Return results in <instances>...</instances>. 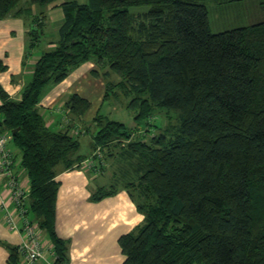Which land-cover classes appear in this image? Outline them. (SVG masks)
Wrapping results in <instances>:
<instances>
[{"label":"trees","instance_id":"obj_1","mask_svg":"<svg viewBox=\"0 0 264 264\" xmlns=\"http://www.w3.org/2000/svg\"><path fill=\"white\" fill-rule=\"evenodd\" d=\"M59 1L0 0V20L28 21L27 56L46 36L45 12ZM209 1L63 2L58 39L34 64L20 100L0 83V133L13 134L17 166L29 180V214L53 244L56 264L70 262V242L55 226L57 177L98 149L135 177L126 173L133 181L119 189L98 188L91 202L122 189L144 216L119 239L123 264H264V20L214 33ZM87 62L102 71L104 100L126 105L137 122L129 129L99 110L90 156L80 140L88 129L72 132L91 109L87 99L67 98L61 130L48 126L39 106L48 85ZM157 110L170 114L165 126L148 140L134 137ZM6 247L8 264H20L18 247Z\"/></svg>","mask_w":264,"mask_h":264},{"label":"crops","instance_id":"obj_2","mask_svg":"<svg viewBox=\"0 0 264 264\" xmlns=\"http://www.w3.org/2000/svg\"><path fill=\"white\" fill-rule=\"evenodd\" d=\"M66 1L75 0H61L45 12L46 22L53 32L59 31L65 22L63 11L58 5ZM27 25L28 21L23 17L0 20V59L7 65V71L0 73V83L14 100H20L23 88L31 79L32 68L40 55L54 46L48 42L46 48L40 49L38 46L27 56ZM105 90L102 71L96 64L87 62L61 83L48 85L39 106L48 126L53 130H61L69 122L67 112L65 115L63 113L67 98L78 94L87 99L91 103V109L72 127V132H83L89 128L87 124L93 122L99 110L101 112V107L106 102ZM91 143L92 140L90 148ZM17 163L19 164L18 161ZM104 163L105 165H99L105 167L103 171L100 169V175L76 168L61 172L57 177L60 188L55 226L57 235L70 242L69 264H123L125 257L119 246V239L144 221V216L139 213L129 194L122 189L117 195L99 203L91 202L92 192L103 187L102 179L108 172L126 165L119 158L105 160ZM24 180L28 181L26 174ZM4 215L0 210V264H8L10 253L6 245L18 247L21 242V235L7 228ZM43 238L46 247L52 248L53 244L44 232ZM34 264H56L53 251L49 250L44 260Z\"/></svg>","mask_w":264,"mask_h":264},{"label":"rangeland","instance_id":"obj_3","mask_svg":"<svg viewBox=\"0 0 264 264\" xmlns=\"http://www.w3.org/2000/svg\"><path fill=\"white\" fill-rule=\"evenodd\" d=\"M76 1L80 3H86L88 0ZM257 2V0H211L207 2L210 26L212 31L214 33H219L228 29L248 26L263 21L264 12L259 9ZM39 12L40 10L38 8L34 9L35 14H38ZM46 31V36H44L41 43L39 44L40 49L46 48V45H48V42H50L51 40L58 39V31L53 32L49 26ZM114 80L119 81L120 78L118 76H114ZM125 106L123 104H115L114 102L107 100L101 107V114L107 115L111 120L123 122L127 126V128L134 130V128L137 127V122L134 119L135 114L126 109ZM63 113L65 115L66 111H63ZM169 116L170 114L167 113L166 110L154 111V114L148 119L149 125H146L145 123L139 124V132H135L134 137L143 138L142 136H144L145 139H150L157 133L156 129L158 127H161L163 125L165 126L166 121L169 120ZM90 123L91 122L87 124V126H89L88 133L82 134L80 136L81 153L84 155H89L91 151L90 141L96 129L95 126L93 127ZM14 150L17 154V161L19 162L20 154L17 149L14 148ZM90 159L92 158L90 157ZM98 160L99 159L93 158L91 162H93L94 165L99 166L101 163L98 162ZM103 164L105 165V163ZM107 168H109L108 165ZM130 169L132 168L127 165H125V167L121 169H111L105 176V178L102 179V185L105 187V189H111L112 187L117 189L121 188L124 181H133L129 180L131 179L129 178L130 176H127V174L134 175V172ZM100 173H98L97 175H100Z\"/></svg>","mask_w":264,"mask_h":264},{"label":"built area","instance_id":"obj_4","mask_svg":"<svg viewBox=\"0 0 264 264\" xmlns=\"http://www.w3.org/2000/svg\"><path fill=\"white\" fill-rule=\"evenodd\" d=\"M12 144V133H0V210L5 214L7 228L21 235V242L18 245L20 264H34L44 260L49 250L53 251V246L50 249L46 247L42 229L29 214L31 193L29 180H24L26 172L17 166V154ZM96 157L102 166L104 157L100 149L91 158L96 159ZM92 159L84 161L80 168L97 175L100 173V168L91 162Z\"/></svg>","mask_w":264,"mask_h":264}]
</instances>
